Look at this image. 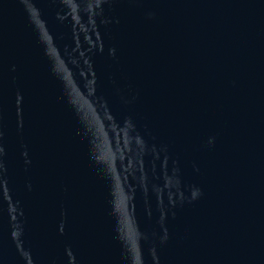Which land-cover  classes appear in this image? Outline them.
<instances>
[{
    "label": "water",
    "instance_id": "1",
    "mask_svg": "<svg viewBox=\"0 0 264 264\" xmlns=\"http://www.w3.org/2000/svg\"><path fill=\"white\" fill-rule=\"evenodd\" d=\"M0 264H264V0H0Z\"/></svg>",
    "mask_w": 264,
    "mask_h": 264
}]
</instances>
